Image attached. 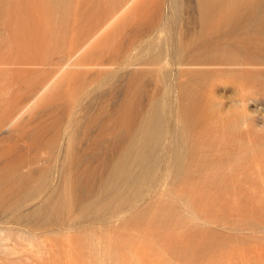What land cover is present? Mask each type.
<instances>
[{"label":"rangeland","instance_id":"rangeland-1","mask_svg":"<svg viewBox=\"0 0 264 264\" xmlns=\"http://www.w3.org/2000/svg\"><path fill=\"white\" fill-rule=\"evenodd\" d=\"M0 134V264H264V0H0Z\"/></svg>","mask_w":264,"mask_h":264},{"label":"bare ground","instance_id":"bare-ground-1","mask_svg":"<svg viewBox=\"0 0 264 264\" xmlns=\"http://www.w3.org/2000/svg\"><path fill=\"white\" fill-rule=\"evenodd\" d=\"M193 1V0H192ZM188 2V1H187ZM129 1L127 3H125L121 9L116 12L113 17L111 19H109L104 25L103 27L95 34L93 35L88 41L87 43H89L103 28H106L108 26V24H110L109 22H111L112 20H114L119 14H121L123 11L126 10V8L129 6ZM86 43V44H87ZM85 44V45H86ZM241 60V59H240ZM73 61L74 59L70 58L61 68L62 72L66 71V70H71L73 68ZM247 63H239L238 65L240 67H243L244 65H246ZM226 67V66H225ZM241 72V71H240ZM70 73V72H69ZM60 75V74H59ZM58 76L52 78L48 83H46L45 85L41 86L33 95V97L27 102V104L17 113V115L9 122V128L14 125L19 119H21L24 115H26L28 113V111L33 107V105L36 103V101H38V99L46 94L56 83ZM69 75V74H68ZM124 76V75H123ZM123 91V90H122ZM120 94H122L120 92ZM121 97V96H120ZM9 128H7V130H9ZM17 133V132H16ZM1 135V134H0ZM103 147V146H102ZM63 154V153H62ZM98 182V181H97Z\"/></svg>","mask_w":264,"mask_h":264}]
</instances>
